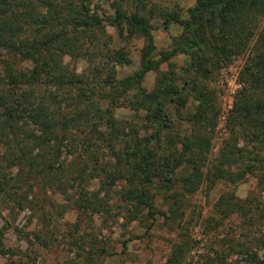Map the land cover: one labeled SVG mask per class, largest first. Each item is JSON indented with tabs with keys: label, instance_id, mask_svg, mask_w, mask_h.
<instances>
[{
	"label": "rangeland",
	"instance_id": "1",
	"mask_svg": "<svg viewBox=\"0 0 264 264\" xmlns=\"http://www.w3.org/2000/svg\"><path fill=\"white\" fill-rule=\"evenodd\" d=\"M151 1L184 19L197 3V0ZM137 4L123 7L130 13ZM92 6L103 19V30L95 29L80 42L81 54L63 57L69 73L83 76L84 81L60 90L54 105L68 118L98 105L104 119L98 125L95 111L91 113L93 116L82 114L77 118L80 121L77 127L57 134L60 142L40 146L25 138L29 134L37 137L41 131L27 116L21 125L22 112L15 128L17 133L11 130L14 135L10 145L16 151L22 148L28 152L36 161L34 170L30 167L33 162L8 165L4 159L7 149L0 139V233L3 234L0 251H5L0 252V264H167L174 244L181 242L185 244L182 264H264V142L262 137L255 139L248 128L240 126L233 130L230 124L239 94L247 85L244 72L254 64L258 53V34L249 50L224 55L219 67L211 68L208 78L197 74L187 54H179L161 63L158 69L148 71L141 82L147 92L165 81L168 90L175 85L187 99L184 106L168 102V121L160 122L155 120L154 110L132 108L138 87L120 88L119 92L115 88L118 93L114 98L106 95L111 91L106 85L110 76L122 80L141 68L145 38L140 33L120 35L119 28L109 19L116 16L112 0H93ZM150 21L157 47L153 58L158 60L161 51L171 50L183 27L171 24L165 28L159 16ZM18 39H10L11 45ZM120 50L127 54L129 64H119L113 57ZM0 51L8 54L0 60V74L6 68L4 61H8L18 80L15 85L1 82V92L23 98L29 91L36 96L45 91L42 74L35 83L24 82L28 70L33 68L30 60L22 59L13 47ZM159 77L163 80L159 81ZM188 79L211 93L218 113L212 120L214 124L212 121L206 127L194 124L192 119L199 101L192 86L183 88L187 87ZM82 99L85 102L79 103L80 110H75ZM22 107L29 108L27 104ZM108 120L114 127L109 126ZM197 133L211 138V148L202 167L204 176L196 180L198 189L188 193L183 178L191 175L193 169L187 157L184 156L175 172L169 174L166 166L170 169L178 165L182 141ZM141 141L156 153L152 161L162 166L163 178L157 170L149 184L155 206L168 212L171 206L178 208L169 194L181 193L177 194V205L182 214L175 221L163 216L153 221L147 209L137 210L138 202L133 203L127 196L128 189L140 187L143 179V175L138 178L133 175L135 171L141 174L135 169L140 158L131 155ZM223 150L232 153L234 161L226 167L235 182L222 179L212 184L208 174L224 160ZM48 163H54L55 168L47 166ZM169 177L176 184L167 190ZM225 199L231 204L225 203Z\"/></svg>",
	"mask_w": 264,
	"mask_h": 264
},
{
	"label": "trees",
	"instance_id": "2",
	"mask_svg": "<svg viewBox=\"0 0 264 264\" xmlns=\"http://www.w3.org/2000/svg\"><path fill=\"white\" fill-rule=\"evenodd\" d=\"M133 2L138 3L136 10L129 13L123 6ZM92 4L93 0H0V49L8 51L13 47L22 59L30 60L33 63V68L28 70L24 82L35 83L40 74L45 77V91L37 96L34 91H29L23 98L17 96L14 98V93L0 91V131L2 132L0 139L7 149L4 159L8 165L33 162L30 164L31 170L36 167V161L34 162L30 158L28 152H24L22 148L16 151L10 145L14 135L12 131L17 133L15 128H17L16 124L20 122L19 116L22 112L21 125L24 124V116H27L32 118V122L41 131L37 137L29 134L25 135V138L28 137L29 140L40 146L49 144V142H60L61 138L57 134L77 127L80 122L77 118H81L82 114L87 116L95 111L94 118L98 119L97 124L101 125L104 119L103 114H100V112L103 113L102 109L98 105H93L94 107L90 111L80 110L82 104L79 103L85 102L84 99L78 100L75 110L80 111L71 118L63 116L54 105L60 96V90L68 85L75 86L84 81L83 76L69 73L68 67L63 62V57L81 54L80 42L84 38H89L88 34L93 33L95 29L103 30L104 28L103 19L97 14V9L93 8ZM112 6L116 10V16L109 19H111V24L119 28L120 35L125 36V32L129 36L140 33L145 38V45L141 54V68L133 76L122 80H116V76H110L106 85L110 87L111 91L106 95L108 98H114L113 95L118 93L120 88L131 90L138 87L139 93L135 95L137 100L133 103L132 108L135 111L154 110L153 116L156 121L160 122L168 121L166 113L168 102H176L184 106L187 99L181 96L182 89L175 85L168 90L165 81L161 85L159 83L154 91L147 92L141 86V82L148 71L158 69L161 63L167 62L179 54H187L197 74L208 78L212 74L211 68L219 67L220 60L224 55L241 54L249 50L257 33L258 53L254 64L244 72L247 77V85L239 94L236 106L231 113L230 124L233 130L240 126L248 128L255 139L262 137L261 140L264 142V0H197L196 5L189 10L187 19L175 13L169 14L154 5L151 0H112ZM157 16L162 18L165 28L171 24H178L183 27V31L174 38L171 50L161 51L158 54L159 59L155 60L153 54L157 47L150 18ZM23 35L28 36L23 37ZM16 37H19V41L11 45L10 39ZM211 50L213 53L210 56ZM9 53L12 54L11 51ZM4 57H8V54H2L0 51V60ZM113 57L119 64L131 62L122 50L117 51ZM4 62L6 68L4 73L0 74V83L17 84L18 80L14 74L15 71L13 72L10 67L11 64L8 61ZM114 74L115 71H113ZM162 80L159 77V81ZM185 84L187 87L183 86L184 89H187L188 86L193 87L199 101L197 113L192 119L194 124L201 127L208 126L218 115L214 101L211 99V93L206 87L194 82L193 79H188ZM115 88L118 89V92L115 91ZM168 93L175 95L169 96ZM26 104L29 108L22 107ZM108 124L110 127H114V123L110 120H108ZM212 124H214L213 121ZM26 140L22 139L21 141L25 142ZM141 143L140 146L135 147L131 155L140 158L139 162L135 164L137 166L135 169L141 174L135 171L133 175L137 178L139 175H143L141 176L143 179H140V187L134 186L128 189L127 196L133 203L134 201L138 202L140 207L137 210L147 209L153 221H156L160 216L175 221L182 214L181 207L177 205V194L179 196L181 193L169 194V199H175L174 205L178 208L171 206L168 212L155 206L154 200L150 196L149 184L152 182L154 174H157V170L160 172L158 176L163 178L161 175L162 166L152 161L156 153L147 148L144 141ZM182 145L183 151L177 156L180 160L178 165L172 166L170 169L167 166L166 168L169 174L175 172V169L182 165L183 158L186 156L193 171L183 180L187 186L186 192H195L199 187L196 180L198 178L200 180L204 176L202 167L211 148V138L204 133H197L192 137H186L182 141ZM59 151L57 150L56 155ZM225 152L223 150L224 160L219 161L221 164L215 165L209 171L208 180L212 184L222 179L235 182L231 178L232 173L229 168L234 161L232 153ZM48 165L50 168H55L54 163L53 165L48 163ZM242 178L243 175H240V179ZM172 180L170 177L166 180L169 182L167 190L172 189V185L176 184ZM225 203L231 204L226 199ZM219 204H217L218 207ZM236 209L234 208V210ZM0 235L3 234L0 233ZM0 248L3 247L0 246ZM184 254V242L175 243L167 264H182Z\"/></svg>",
	"mask_w": 264,
	"mask_h": 264
}]
</instances>
